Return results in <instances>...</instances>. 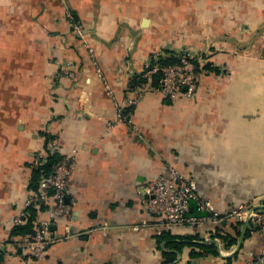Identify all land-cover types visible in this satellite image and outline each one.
<instances>
[{
	"label": "crops",
	"instance_id": "crops-1",
	"mask_svg": "<svg viewBox=\"0 0 264 264\" xmlns=\"http://www.w3.org/2000/svg\"><path fill=\"white\" fill-rule=\"evenodd\" d=\"M183 50L213 66L194 94L148 91L131 108L136 129H108L147 58ZM47 137L75 153L66 199L74 205L43 256L31 258L10 246V231ZM169 167L195 178L219 213L264 207V0H0V264H165L162 230L215 245L213 253L186 244L173 264H264V229L242 234L233 220L219 235L206 225L159 228L142 190Z\"/></svg>",
	"mask_w": 264,
	"mask_h": 264
},
{
	"label": "built area",
	"instance_id": "built-area-1",
	"mask_svg": "<svg viewBox=\"0 0 264 264\" xmlns=\"http://www.w3.org/2000/svg\"><path fill=\"white\" fill-rule=\"evenodd\" d=\"M72 31L79 37L81 46L86 50L92 64H96L94 48L84 28L74 20L70 12H66ZM157 55L153 54L155 58ZM198 61L189 50H183L178 55V62L162 65H151L148 57L139 76L138 86L133 89V95L123 104H116L114 115L107 120L106 127L112 129L121 123L134 128L131 108L142 99L148 91H158L170 100H175L180 95L191 97L198 83ZM97 76L103 81L105 89L110 93V87L104 79L101 70L95 67ZM66 76L73 77L72 69H63ZM159 73L160 77L156 86L150 84V76ZM129 108V109H128ZM48 149L51 153L60 155L59 161L53 165L52 173L39 182L36 191L31 190L24 200L22 214L17 215L13 225L21 224L24 216L28 215L27 208H40L46 206L40 215L36 216L34 233L23 236H15L9 244L15 250L24 252L27 257L40 258L48 246L55 241L54 225L63 218L69 219L72 214L74 201L67 202L69 196L68 181L76 170L75 153L71 150L64 152L57 138L48 140ZM46 159L43 153H37L33 166L42 164ZM168 175H158L145 183L142 190L144 195L146 214L153 215L159 228L171 229L174 226H217L225 220H233L243 225L249 231L264 229V207L254 206L249 203H240L229 207L224 213L217 212L210 200L204 199L198 191L195 178L187 176L175 168H167ZM54 192V193H53ZM141 222L146 223L145 219ZM68 228V225H66Z\"/></svg>",
	"mask_w": 264,
	"mask_h": 264
},
{
	"label": "trees",
	"instance_id": "trees-1",
	"mask_svg": "<svg viewBox=\"0 0 264 264\" xmlns=\"http://www.w3.org/2000/svg\"><path fill=\"white\" fill-rule=\"evenodd\" d=\"M73 17H74V15H73ZM74 20H76L75 17H74ZM179 54H180V52L176 53V54L175 53L169 54V57L156 56L155 58L153 57V55H150L149 58L151 60V65H154L156 62L159 64H162V65H167V64H173L175 62H178V55ZM211 67H213V66L209 62H206L205 64H202V65L197 64L198 81H199L200 75L203 73L202 71L211 69ZM142 70L136 76L133 84H131V86H129V87H131V89H135L138 86V83L140 80L146 81V79H141L139 77L141 75ZM159 77H160L159 73L152 74L150 76V80H151L150 84L152 86L153 85L156 86ZM49 139H50V137H47L45 140V144H44V148H45V152H46L45 161L38 166H33L30 170L31 173H30L29 187L34 191L37 190L40 180L42 178L48 177L52 173L53 165L56 164L60 159V155L51 153L49 151V149H48V140ZM39 207L40 208H33L31 206V207L27 208V211L29 214L24 216L23 222L21 224L12 225V228L10 231L11 236H23L26 234H33L34 233L36 216L38 214L37 211L38 210L43 211L46 208V206H43V205H39ZM223 225H224V223L222 222L219 225L212 227L211 230H214L215 234L219 235L220 229L223 228L222 227ZM234 227H236V226H234ZM235 229L239 233L238 228H235ZM248 233H249V229L246 230L245 234L247 235ZM222 237L227 239L230 236L228 234L227 235L225 234V236H222ZM182 238L184 240H182V239H179L178 241L174 240L172 237V234L168 230H162L160 232V234L157 236V240L159 242H163L164 246H166L168 248L167 250L162 252L163 256L165 258V261H164L165 264H173L175 259H176V255H177L176 253L180 252L181 249L183 248V246H185L186 244L191 245V246H195L201 250L204 249V251H210L213 253L216 252L215 251V245L213 242H211V243H198V242H192L191 238H189V237H182ZM232 241H233V239L230 238L229 242L231 243ZM198 254H199V252H196L194 249L191 250V255H198Z\"/></svg>",
	"mask_w": 264,
	"mask_h": 264
},
{
	"label": "water",
	"instance_id": "water-1",
	"mask_svg": "<svg viewBox=\"0 0 264 264\" xmlns=\"http://www.w3.org/2000/svg\"><path fill=\"white\" fill-rule=\"evenodd\" d=\"M245 229H246V222L243 224V227H242V234H243V232L245 231Z\"/></svg>",
	"mask_w": 264,
	"mask_h": 264
},
{
	"label": "rangeland",
	"instance_id": "rangeland-1",
	"mask_svg": "<svg viewBox=\"0 0 264 264\" xmlns=\"http://www.w3.org/2000/svg\"><path fill=\"white\" fill-rule=\"evenodd\" d=\"M198 57H200V56H198ZM201 60V59H200Z\"/></svg>",
	"mask_w": 264,
	"mask_h": 264
}]
</instances>
